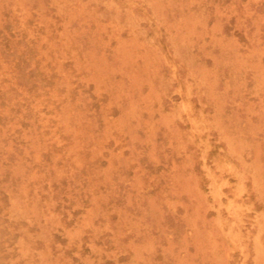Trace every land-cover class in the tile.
<instances>
[{"label":"rangeland","instance_id":"obj_1","mask_svg":"<svg viewBox=\"0 0 264 264\" xmlns=\"http://www.w3.org/2000/svg\"><path fill=\"white\" fill-rule=\"evenodd\" d=\"M0 264H264V0H0Z\"/></svg>","mask_w":264,"mask_h":264}]
</instances>
